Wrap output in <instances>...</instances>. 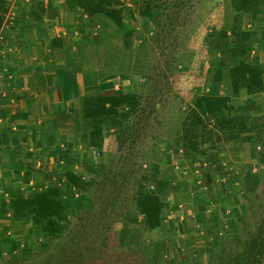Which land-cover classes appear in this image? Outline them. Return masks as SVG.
<instances>
[{
    "label": "rangeland",
    "instance_id": "rangeland-1",
    "mask_svg": "<svg viewBox=\"0 0 264 264\" xmlns=\"http://www.w3.org/2000/svg\"><path fill=\"white\" fill-rule=\"evenodd\" d=\"M120 2L132 4L137 19L131 60L126 66L114 63L113 67L112 62L105 67L109 65V74L132 68L135 81L143 79L146 93L139 97L132 117L122 119L116 143L107 146L104 141L89 152L82 170L87 190L81 199L80 194L69 193L83 202L67 209L63 230L51 237L32 223L30 215L17 218L15 229L4 225L0 264H264V144L259 141L246 143V156H225L218 159V165L219 161L210 160L212 166L203 176L204 183L199 178L198 183L187 179L192 197L185 199L197 198L215 217L216 225L205 238L185 235L180 241L178 230L172 234L147 231L136 209V197L143 188L165 199L162 205L171 201L165 197L167 182L159 170L163 171L155 166L145 144L151 141L149 136H169L179 127L183 133L191 96L214 92L210 63L219 54L216 48L222 46L218 29L227 13L234 12L231 0ZM147 6L150 12L142 13ZM237 17L239 21L234 22L241 25L239 13ZM143 121L145 129L140 128ZM103 123L107 134V120ZM255 123L251 130L258 136L263 122ZM229 146L228 151H238V146L244 149L238 141ZM197 157L201 161L202 155ZM127 166L132 167L130 175ZM227 180L229 194L210 196L211 183L223 182L225 187ZM198 227L200 231L202 225ZM171 237L179 242V248L172 245Z\"/></svg>",
    "mask_w": 264,
    "mask_h": 264
},
{
    "label": "crops",
    "instance_id": "crops-1",
    "mask_svg": "<svg viewBox=\"0 0 264 264\" xmlns=\"http://www.w3.org/2000/svg\"><path fill=\"white\" fill-rule=\"evenodd\" d=\"M5 7L0 24V46L5 49L0 56V233L4 225L8 230L17 226L19 217L10 207L16 194L27 195L55 185L63 197L72 199V203L75 198L70 197V192L83 198V192L66 181L65 172L81 169L85 160L89 161V152L95 148L89 146L84 137L85 95L146 93L143 79L135 81L137 76L131 72V67L115 74L107 72L112 62L113 67L114 63L126 66L131 52H126L121 39L111 37L108 28L104 30V24L79 6H69V0H5ZM241 27L251 34V54H255L264 66V49L257 47V40H264V0H259L254 10L241 12ZM106 64H109L107 68ZM215 85L213 93L231 96L227 76ZM230 102L235 107L250 105L249 119L264 122V90L253 94L242 90L231 96ZM135 127H138L136 123ZM140 128H147L146 122L143 121ZM107 131L102 142L114 145L118 128L110 119ZM149 138L151 141L145 144L149 157L162 169L163 173L158 170L167 182L165 197L171 201L167 200L168 206L163 203L161 207V225L147 228L144 224L145 229L152 233L166 230L170 234L178 230L180 241L185 235L196 237L200 234L205 238L210 227L216 225L215 217L210 216L207 204L197 198L185 199L188 195L192 197L187 179L198 183L199 178L203 182V176L212 166L210 160L217 162L225 156L230 159L241 154L246 156L248 141H238L243 150L238 146V151H228L227 146L236 144L237 140L230 142L220 137L211 142L204 138L199 141L198 150L189 152L181 143L180 127L169 136L158 134ZM199 154L201 161L197 160ZM110 155L114 157L116 153ZM110 155L108 158L112 159ZM131 168L126 167L129 175ZM229 168L232 173L233 166ZM226 182L225 187L229 188L228 180ZM214 183H211L210 196L230 193V188L221 186L223 182ZM160 199L165 200L161 196ZM191 223L194 229H188ZM176 225L178 229L175 230ZM172 238V245L179 248V242Z\"/></svg>",
    "mask_w": 264,
    "mask_h": 264
},
{
    "label": "trees",
    "instance_id": "trees-1",
    "mask_svg": "<svg viewBox=\"0 0 264 264\" xmlns=\"http://www.w3.org/2000/svg\"><path fill=\"white\" fill-rule=\"evenodd\" d=\"M258 3L259 0H231L234 12L227 13L223 19L224 23L217 32V36L222 40V46L216 48V52L220 54L210 63V81L212 88H215V84L222 83L223 77L227 76L231 96L238 95L242 90L247 94L264 90V66L255 54H251V34L241 27L240 22H234L239 21L238 13L241 17V12L254 10ZM69 6H79L89 16L104 24V30L108 28L111 37L121 39L122 48L126 52L132 49V37L137 24L132 6L124 5L120 0H69ZM5 11V0H0V24ZM144 12H150L148 6L142 11ZM228 18L232 21L230 22ZM257 47L264 49L263 39L257 40ZM140 96L129 92L85 95L84 137L89 146L99 148L102 145L104 119L107 123L110 119L119 130L124 121L122 119L130 117L138 105ZM231 96L213 92L192 95L191 107L188 109L181 133V143L187 151L198 150L199 141L204 138L211 142L223 137L227 140L248 141L250 144L259 142L264 144V122L258 136H253L251 126L256 123L249 119L250 105L235 107L230 102ZM210 120L213 122L212 127L208 126ZM82 170L83 167L78 171L68 169L65 172V179L85 193L88 182L83 178ZM75 203V201L72 203V199L63 197L57 186L48 185L27 195H14L10 207L17 217L25 218V215H30L32 223L39 225L45 234L54 237L63 230L67 209ZM161 207L162 201L155 191L146 188L139 191L136 209L143 216L147 228L161 225ZM30 211L31 214H28Z\"/></svg>",
    "mask_w": 264,
    "mask_h": 264
},
{
    "label": "built area",
    "instance_id": "built-area-1",
    "mask_svg": "<svg viewBox=\"0 0 264 264\" xmlns=\"http://www.w3.org/2000/svg\"><path fill=\"white\" fill-rule=\"evenodd\" d=\"M0 38H1V36H0ZM4 53H5V49L2 46H0V56H2ZM38 122L40 123V121H38ZM61 146H63V145L61 144ZM220 181H224V179L221 178Z\"/></svg>",
    "mask_w": 264,
    "mask_h": 264
}]
</instances>
